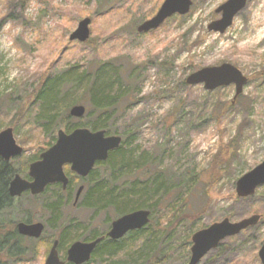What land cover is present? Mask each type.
<instances>
[{"label":"rangeland","instance_id":"374dc122","mask_svg":"<svg viewBox=\"0 0 264 264\" xmlns=\"http://www.w3.org/2000/svg\"><path fill=\"white\" fill-rule=\"evenodd\" d=\"M163 1L0 0V131L13 128L25 149L17 162L23 166L25 159L50 148L67 124L91 129L85 125L93 121L88 104L79 103L86 107L83 117L71 116V106L55 129L46 132L37 121L35 94L48 75L74 65L92 68L112 62L123 81L131 78L129 89L121 88L125 97L106 133L121 136L170 179L167 191L147 204L153 206L155 222L165 227L160 260L152 264H188L195 232L225 218L234 223L255 214L261 216L258 223L224 239L199 264H262L264 185L246 197L237 195L236 186L264 161V0H248L224 33L208 26L220 18L216 10L227 0H192L187 14L138 32ZM87 17L89 40L71 41V33ZM225 63L248 77L239 95L235 83L213 90L204 83H187L194 72ZM86 183L79 180L75 188ZM84 196L76 207L73 201L66 206L54 226L45 209L46 202L55 200L54 190L44 197L24 193L16 198L4 218L18 223L30 212L32 222L44 223L45 230L37 241H25L30 250L8 264H45L63 225L72 220L73 242L91 240L94 231L107 232L118 217L85 208L80 204ZM148 207L140 209L151 212ZM58 250L66 261L68 249Z\"/></svg>","mask_w":264,"mask_h":264},{"label":"trees","instance_id":"16d2710c","mask_svg":"<svg viewBox=\"0 0 264 264\" xmlns=\"http://www.w3.org/2000/svg\"><path fill=\"white\" fill-rule=\"evenodd\" d=\"M121 74L120 68L115 64L104 62L92 68L74 65L58 74L46 76L35 94V102L38 105L37 121L46 132L53 131L61 113L75 104L87 103L89 109L87 116L93 121L85 125L92 130H109L107 124L112 120L120 100L125 97V91L121 95V88L125 86L129 89L130 85L131 77L123 81ZM78 126L74 123L67 124L66 131L71 132ZM39 156L25 159L23 166H17L18 157L10 161L0 157V264H8L10 260L21 258L30 250L24 242L38 240L21 235L17 229L18 223L8 221L4 215L16 199L9 193L12 179L17 173L28 177L30 164L38 160ZM149 163L146 154L137 155L136 149L130 148L128 142L123 141L119 148L110 152L106 161L95 166L87 178H78L69 167H66L70 176L67 191L63 190L61 184H51L44 193L31 196L44 197L50 190H54L56 194L54 202L45 203V209L52 214L50 222L52 226L61 219L63 209L72 201L75 207L79 204L82 195L85 196L80 204L85 208L94 213L112 212L116 217L149 206L152 211L150 222L146 226L130 231L118 240L104 237L91 259L84 264H152L160 260L159 243L165 227L155 222L153 206L147 204L150 198H158L160 192L167 191L170 179L167 180L164 171H156ZM97 174L98 177L95 178ZM79 180L87 183L83 184L85 189L76 202L75 186ZM23 221L28 223L33 221L30 212L25 214ZM63 227L58 237L60 251H66L76 240L72 238V230L76 229L74 221L65 223ZM105 234L106 232L94 231L91 239Z\"/></svg>","mask_w":264,"mask_h":264},{"label":"water","instance_id":"95a60500","mask_svg":"<svg viewBox=\"0 0 264 264\" xmlns=\"http://www.w3.org/2000/svg\"><path fill=\"white\" fill-rule=\"evenodd\" d=\"M248 0H227L220 5L216 12L221 14L220 18L209 24V30L224 33L232 25L234 18L246 7ZM192 0H164L156 14L141 23L138 32H148L160 27L167 19L175 14H187L190 11ZM90 18H84L77 28L71 33L70 40L86 42L91 36ZM248 77L235 66L225 63L220 66L202 68L187 78L188 84L204 83L209 90L221 86L236 84V96L242 93ZM86 113V107L77 104L71 107L70 115L81 118ZM122 137L108 135L106 130H91L86 127H78L71 132L63 129L58 131L56 142L40 154V159L32 162L29 166L28 175L30 180L16 174L9 186V193L12 197H19L24 192L30 191L33 195L41 194L47 186L55 183H62L66 189L69 183L64 166L69 164L71 170L81 176H87L93 170L97 162L106 161L110 152L119 148L122 144ZM25 152L23 146L17 143L13 128L8 127L0 131V157L6 161L21 156ZM264 185V161L243 175L236 186V193L240 197L253 195L256 189ZM79 188L76 195V202L83 191ZM150 210L138 209L115 219L107 235L118 240L128 232L141 229L150 222ZM260 215L255 214L239 222H230L228 218L215 222L207 228L198 230L192 235L191 257L188 264H199L200 261L229 236L239 234L242 230L259 222ZM18 232L26 237L41 238L45 224L42 222L20 221L17 224ZM103 237L91 241H75L67 250V262L73 264H84L91 259V256L102 241ZM58 239L54 241L47 256L45 264H65L58 250ZM259 258L264 264V243L259 250Z\"/></svg>","mask_w":264,"mask_h":264},{"label":"flooded vegetation","instance_id":"af4514ba","mask_svg":"<svg viewBox=\"0 0 264 264\" xmlns=\"http://www.w3.org/2000/svg\"><path fill=\"white\" fill-rule=\"evenodd\" d=\"M218 14H219V13H218ZM220 15H221V14H220ZM39 159H40V156H39ZM35 161H36V160H35ZM100 162H101V161H100ZM98 163H99V162H97L96 165H97ZM96 165H95V166H96ZM66 167H69L70 171L73 172V173H75V174L78 176V178H87V177L91 174V172L93 171V170H92V171L89 173V175H87V176H81V175H79L78 173L72 171V170H71V167H70L69 164H66V165L64 166V169H65V172H66L67 176L69 177V183H70V176L68 175V173H67V171H66ZM94 168H95V167H94ZM94 168H93V169H94ZM28 172H29V169H28ZM28 176H29V175H28ZM29 178H30V177H29ZM30 179H31V178H30ZM30 179H29V180H30ZM69 183H68V186H69ZM55 184H61V185H62V183H55ZM68 186H67L66 189H64V188H63V185H62L63 190H64V191H67ZM81 186L84 187V185H80V186L76 189V192H75V201H76L77 191L79 190V188H80ZM84 189H85V188H83V191H84ZM83 191H82V193H83ZM24 193H30V194H31L30 191H26V192H24ZM24 193H23V194H24ZM43 193H44V192H43ZM82 193H81V194H82ZM23 194H22V195H23ZM41 194H42V193H41ZM22 195H21V196H22ZM38 195H39V194H38ZM80 196H81V195H80ZM19 197H20V196H19ZM14 198H18V197H14ZM79 198H80V197H79ZM111 224H112V223H111ZM110 228H111V226H110ZM110 228H109V229H110ZM108 231H109V230H108ZM108 231L106 232L105 235L97 236L96 238H99V237H103V238H104V237H106V236H107L108 238H110V237L107 235ZM96 238H94V239H96ZM90 239H91V238H90ZM94 239H91V240H94ZM91 240H89V241H91ZM102 240H103V239H102ZM66 262H67V261H66Z\"/></svg>","mask_w":264,"mask_h":264},{"label":"bare ground","instance_id":"6f19581e","mask_svg":"<svg viewBox=\"0 0 264 264\" xmlns=\"http://www.w3.org/2000/svg\"><path fill=\"white\" fill-rule=\"evenodd\" d=\"M251 44V43H250Z\"/></svg>","mask_w":264,"mask_h":264}]
</instances>
